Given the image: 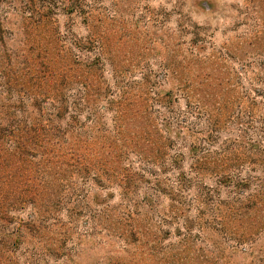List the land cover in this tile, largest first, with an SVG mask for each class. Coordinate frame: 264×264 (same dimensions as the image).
<instances>
[{
    "label": "rangeland",
    "instance_id": "obj_1",
    "mask_svg": "<svg viewBox=\"0 0 264 264\" xmlns=\"http://www.w3.org/2000/svg\"><path fill=\"white\" fill-rule=\"evenodd\" d=\"M72 1L29 26L1 0L0 71L54 44L92 64L108 181L13 264H264V0Z\"/></svg>",
    "mask_w": 264,
    "mask_h": 264
},
{
    "label": "trees",
    "instance_id": "obj_2",
    "mask_svg": "<svg viewBox=\"0 0 264 264\" xmlns=\"http://www.w3.org/2000/svg\"><path fill=\"white\" fill-rule=\"evenodd\" d=\"M56 1L10 4L17 3L32 26L52 17ZM67 2L77 9L75 1ZM55 39L64 42L59 35ZM78 42H72L77 51ZM54 46L45 50L47 55L25 56L23 69L0 71V264H13L22 228L39 232L60 224L61 211L72 214L86 202L85 183L108 181L111 150L80 136L93 115L110 108L99 103L92 64H81L79 54L63 45V51ZM124 183L118 186L127 187V179ZM24 209H29L25 217L19 215Z\"/></svg>",
    "mask_w": 264,
    "mask_h": 264
}]
</instances>
